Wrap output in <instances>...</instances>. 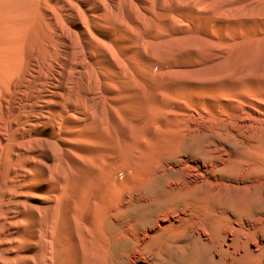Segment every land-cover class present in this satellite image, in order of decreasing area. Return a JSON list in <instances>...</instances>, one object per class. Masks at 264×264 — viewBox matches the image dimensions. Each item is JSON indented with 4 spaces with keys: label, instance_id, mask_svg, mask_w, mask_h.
<instances>
[{
    "label": "bare ground",
    "instance_id": "6f19581e",
    "mask_svg": "<svg viewBox=\"0 0 264 264\" xmlns=\"http://www.w3.org/2000/svg\"><path fill=\"white\" fill-rule=\"evenodd\" d=\"M198 135L259 180L252 228L195 225L243 264L264 251V0H0V264H128L125 206L154 211Z\"/></svg>",
    "mask_w": 264,
    "mask_h": 264
},
{
    "label": "rangeland",
    "instance_id": "374dc122",
    "mask_svg": "<svg viewBox=\"0 0 264 264\" xmlns=\"http://www.w3.org/2000/svg\"><path fill=\"white\" fill-rule=\"evenodd\" d=\"M198 136L193 140L194 148L203 152L204 158L197 156L195 159H185L192 167L186 170V177L180 175L170 180L168 183L172 190L170 194L163 193L162 181L157 182L159 185L156 183L158 186L155 188V194L157 195L152 196L156 207L154 211L146 212L147 215L143 216L141 221V217L137 216L136 220L133 216L134 213L131 211L133 207L130 204L125 206L126 214H123L121 230L123 234L135 240L134 243L129 241V245L128 243L122 244L123 258L128 264H145L144 261L148 264H228L227 257L222 263L217 261L220 259L216 251L221 244L231 242L233 237L223 234L220 229L214 233L207 232L204 237L200 231V233L195 232L196 223L199 221L207 227V218L214 219L219 216L217 219H220L221 216H225L218 220L223 225H230L231 220L229 219L234 218L243 221L244 226L252 228L253 224H256L255 220L261 215L262 208L253 210L250 200L253 187L258 185L259 180H254L252 174L245 173V169L249 166L247 162L236 169L233 165L237 160H243L245 155L238 149L222 146L217 136ZM200 180L205 183L203 188L198 189L196 184L201 183ZM184 182L192 184L191 186L184 185ZM263 195L264 188H258L255 196L259 202L262 201ZM156 197L162 200L166 198L163 200L164 204L158 202ZM232 208H237L239 211L234 212ZM140 210L143 213V209ZM167 211L170 218L166 220ZM138 222L141 224L139 225ZM248 232L247 239L251 241L254 239L253 230ZM244 245L247 251L241 256L243 264H264L263 250L248 251L249 247L251 248L250 242ZM241 252L240 250L237 253Z\"/></svg>",
    "mask_w": 264,
    "mask_h": 264
}]
</instances>
